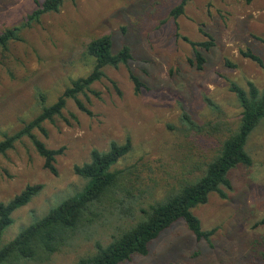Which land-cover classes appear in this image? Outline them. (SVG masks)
<instances>
[{
    "label": "rangeland",
    "instance_id": "obj_1",
    "mask_svg": "<svg viewBox=\"0 0 264 264\" xmlns=\"http://www.w3.org/2000/svg\"><path fill=\"white\" fill-rule=\"evenodd\" d=\"M44 0H0V34L20 26ZM180 0H65L57 13L43 15L21 32V42L0 49V142L21 131L43 107L56 102L71 82L86 77L94 62L86 56L90 41L110 36L112 53L130 49L128 66L105 67L104 77L77 98L91 112L82 113L71 99L59 117L33 134L46 148L63 149L56 157V175L27 137L0 156V202L7 203L26 186L42 185L28 205L13 213L1 245L41 218L62 200L82 190L86 181L75 166L90 162L92 150L106 152L111 142L131 150L111 170L123 180L110 205L72 236L59 252L42 261L9 264H75L94 251V242L108 244L118 229L129 226L154 201L201 175L205 164L238 127L241 108L229 83L246 88L248 81L264 88V72L243 58L250 49L264 65V0H189L183 14L171 11ZM205 62L197 70L193 43ZM229 61L235 67L226 66ZM130 70L143 84L135 94ZM96 93L97 95L93 94ZM186 114L192 126L183 121ZM245 150L250 166L228 174L232 190L226 199L208 196L192 212L202 230L216 229L211 243L196 240L178 222L149 247L146 256L122 264H264V120L251 133ZM110 206V207H109ZM113 213V214H111Z\"/></svg>",
    "mask_w": 264,
    "mask_h": 264
},
{
    "label": "trees",
    "instance_id": "obj_2",
    "mask_svg": "<svg viewBox=\"0 0 264 264\" xmlns=\"http://www.w3.org/2000/svg\"><path fill=\"white\" fill-rule=\"evenodd\" d=\"M64 1L44 0L41 4H37V8L20 26L6 29L0 34V49L6 50L11 42H21V32L25 28H29L32 23L39 22L45 14L57 13ZM188 1L180 0L178 6L171 11L174 19L183 14ZM204 36L209 40L200 43H193L183 38L193 49L194 59L190 63L197 70H201L205 62L198 49L208 51L213 46L211 37ZM258 40L264 45V39ZM239 54L256 63L264 72L262 60L250 49H241ZM86 56L94 62L92 71L86 77L71 82L70 87L63 91L54 104L43 107L41 113L25 124L21 131L13 136L5 137L0 142V156L12 149L14 143L25 136L43 159L44 169L56 175L54 163L56 157L62 154L63 149L46 148L33 134V130L44 132L42 124L61 116L67 99L73 100L82 113L92 116L77 96L86 95V92L92 93L90 86L104 77L105 67L114 69L120 65L127 67L131 60L130 49L127 46H123L117 53H112L110 36H102L90 41L86 47ZM225 63L228 67H235L227 60ZM127 72L134 93H140L144 87L142 82L130 70ZM229 91L234 94L241 108V118L238 127L230 131L221 142L217 153L205 164L201 175L179 185L176 189H171L163 199L154 201L147 208H140L138 217L131 215L133 222L131 225L118 229L117 234L112 235V240L106 245L95 241L94 251L80 257L75 264H122L133 256H146L150 245L165 230L178 222H183L196 240L211 243L216 229L202 230L200 221L194 216L192 210L199 205L206 204L208 196L212 193L217 194L221 199L227 198V193L232 190L228 174L239 165H251L252 161L245 146L251 133L264 120V88L259 90L250 81L246 83V88L230 82ZM93 94L97 95L94 92ZM183 121L192 126L186 114H183ZM130 150L129 139L123 145L111 142L106 152L92 150L89 163L74 167V173L86 181L82 190L62 200L41 218L22 229L5 245H1V237L13 223V213L28 205L41 192L43 186H26L9 202H0V264L16 261H42L66 246L78 229L92 222V218L99 214L97 206L104 208L105 205L111 204L113 194L118 190L124 178L121 171H112L111 168ZM259 224L264 225V218Z\"/></svg>",
    "mask_w": 264,
    "mask_h": 264
}]
</instances>
